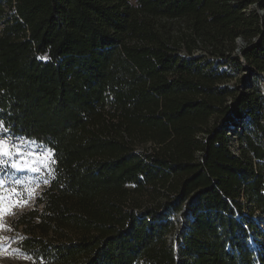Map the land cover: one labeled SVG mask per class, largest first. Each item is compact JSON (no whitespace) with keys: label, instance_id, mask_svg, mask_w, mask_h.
Instances as JSON below:
<instances>
[{"label":"trees","instance_id":"trees-1","mask_svg":"<svg viewBox=\"0 0 264 264\" xmlns=\"http://www.w3.org/2000/svg\"><path fill=\"white\" fill-rule=\"evenodd\" d=\"M254 2L0 0V124L56 161L11 223L27 264H264Z\"/></svg>","mask_w":264,"mask_h":264},{"label":"rangeland","instance_id":"rangeland-1","mask_svg":"<svg viewBox=\"0 0 264 264\" xmlns=\"http://www.w3.org/2000/svg\"><path fill=\"white\" fill-rule=\"evenodd\" d=\"M170 23L173 35L191 30L184 20ZM195 52L203 53V46L195 48ZM0 140L5 141L11 152L10 156H0V199L3 201L0 214V264H27L29 257L19 248L22 233L15 231L11 223L18 213L36 206L38 197L54 177L56 161L52 150L46 145L25 137L12 136L1 124ZM148 146L154 147L151 143ZM34 161L39 162L33 164ZM13 164L17 167L13 168ZM33 167L36 170H32ZM176 224L181 227L180 221Z\"/></svg>","mask_w":264,"mask_h":264},{"label":"built area","instance_id":"built-area-1","mask_svg":"<svg viewBox=\"0 0 264 264\" xmlns=\"http://www.w3.org/2000/svg\"><path fill=\"white\" fill-rule=\"evenodd\" d=\"M254 9H258V12L261 15L264 14V9L258 8V2H254V3L250 4L247 8L244 9V11L247 14H249ZM238 43H242L240 46H243L245 44V42L241 38H238ZM236 50L239 51V48H237ZM203 136H205V135L203 134ZM180 214H181V212L178 213V216H180ZM179 231H180V227H178V225H177V227L175 228L173 233L169 236V242L173 243L175 246L177 245V237H178Z\"/></svg>","mask_w":264,"mask_h":264},{"label":"snow or ice","instance_id":"snow-or-ice-1","mask_svg":"<svg viewBox=\"0 0 264 264\" xmlns=\"http://www.w3.org/2000/svg\"><path fill=\"white\" fill-rule=\"evenodd\" d=\"M6 155L10 156L11 152L6 147L5 141L0 140V156H6ZM36 162H39V161H34L33 164ZM12 167L16 168L17 166L15 164H13ZM32 170H36V169L33 167ZM17 183H19V182L17 181ZM45 183H47V181H45ZM2 204H3V201H2V199H0V214H2Z\"/></svg>","mask_w":264,"mask_h":264}]
</instances>
